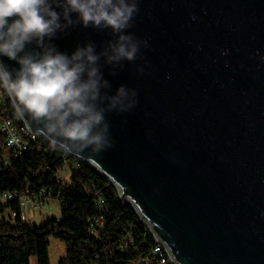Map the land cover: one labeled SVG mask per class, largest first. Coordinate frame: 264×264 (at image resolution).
Returning a JSON list of instances; mask_svg holds the SVG:
<instances>
[{
    "label": "water",
    "instance_id": "1",
    "mask_svg": "<svg viewBox=\"0 0 264 264\" xmlns=\"http://www.w3.org/2000/svg\"><path fill=\"white\" fill-rule=\"evenodd\" d=\"M132 31L148 41L144 75L128 64L108 78L113 92L136 89L137 106L108 114L111 148L64 152L115 188L173 263L264 264V0H141Z\"/></svg>",
    "mask_w": 264,
    "mask_h": 264
},
{
    "label": "clouds",
    "instance_id": "2",
    "mask_svg": "<svg viewBox=\"0 0 264 264\" xmlns=\"http://www.w3.org/2000/svg\"><path fill=\"white\" fill-rule=\"evenodd\" d=\"M141 0H0V91L18 119L53 147L98 154L112 145L108 114L131 112L138 91L125 84L112 91L108 77L128 64L136 75L148 41L132 31ZM105 33L64 49L73 33Z\"/></svg>",
    "mask_w": 264,
    "mask_h": 264
},
{
    "label": "trees",
    "instance_id": "3",
    "mask_svg": "<svg viewBox=\"0 0 264 264\" xmlns=\"http://www.w3.org/2000/svg\"><path fill=\"white\" fill-rule=\"evenodd\" d=\"M4 103L10 113L6 95ZM1 145L2 137L0 153ZM66 165L70 173L63 181L58 171ZM7 193L14 198L5 199ZM23 198L42 205L54 199L59 217L40 226L26 223ZM98 198L106 208L102 214L96 209ZM99 216L104 223L91 233L89 222ZM126 237L130 240L124 244ZM49 238L64 244L58 264H126L144 252L143 245L155 244L133 208L100 173L39 138L0 170V264H30L32 257L36 264H50Z\"/></svg>",
    "mask_w": 264,
    "mask_h": 264
},
{
    "label": "built area",
    "instance_id": "4",
    "mask_svg": "<svg viewBox=\"0 0 264 264\" xmlns=\"http://www.w3.org/2000/svg\"><path fill=\"white\" fill-rule=\"evenodd\" d=\"M4 97L5 95L3 94L2 91H0V137H2V145H1V153H0V170L13 157H18L30 146L31 143L41 138V136L38 135L37 133L30 131L26 127L23 120L17 118L14 108L10 113L8 112V110H6ZM10 103L12 104L11 100ZM59 183H61V181H59ZM4 198L10 200L14 198V195L7 193L4 195ZM25 205L32 206L34 208L37 206H44L41 203H34L30 201L28 198H23L22 199L23 214H24V210H26V208H24ZM96 209L101 214L106 211L105 206L103 205L102 201L99 198L96 201ZM13 216L15 215L13 214ZM103 223H104L103 216L93 218L89 222V231L92 233L93 231H95L96 225H102ZM148 230L150 234L153 236L155 244L143 245L144 247H147L144 250V252L139 254L136 258L128 261L126 264H175L170 259L165 248L156 240L155 236L153 235V233L150 231L149 228ZM129 240H130L129 237H126L124 244H126L127 241ZM143 244H147V242Z\"/></svg>",
    "mask_w": 264,
    "mask_h": 264
},
{
    "label": "rangeland",
    "instance_id": "5",
    "mask_svg": "<svg viewBox=\"0 0 264 264\" xmlns=\"http://www.w3.org/2000/svg\"><path fill=\"white\" fill-rule=\"evenodd\" d=\"M70 170L68 166H64L58 171L59 177L66 181L69 178ZM24 220L32 226H40L48 219H55L59 217L58 203L54 199H48L44 206L32 207L25 205ZM64 244L56 239L49 238L48 255L50 264H58L59 260L64 256ZM30 264H36V259L32 257Z\"/></svg>",
    "mask_w": 264,
    "mask_h": 264
}]
</instances>
